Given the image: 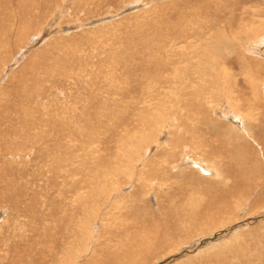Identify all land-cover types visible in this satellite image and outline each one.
Listing matches in <instances>:
<instances>
[{
	"label": "rangeland",
	"instance_id": "rangeland-1",
	"mask_svg": "<svg viewBox=\"0 0 264 264\" xmlns=\"http://www.w3.org/2000/svg\"><path fill=\"white\" fill-rule=\"evenodd\" d=\"M258 24L264 26V0H0V264H264V34L255 35ZM223 25L229 36L241 35L235 42L222 37L223 57L215 55L211 73L218 76L220 60L231 69L226 80L241 98L235 110L250 104L246 112L256 120L248 119L257 137L242 129L252 144L201 134L203 125L190 118L211 121L205 102L223 99H197L203 105L191 103V114L178 110L191 99L192 85L204 80L189 86L197 77L186 61L196 60L203 76L204 37ZM185 67L183 78L178 71ZM150 98L164 102L166 114L156 103L149 120ZM161 115L168 117L164 126ZM217 115L233 120L227 112ZM146 127L154 133L141 138ZM174 127L185 137L176 138V155L141 178L136 169L154 167L158 156H152L165 153L158 146L172 143ZM133 136L137 159L129 157L134 166L122 172L120 144ZM153 137L159 140L148 145ZM203 158L222 161L228 196L236 192L230 199L248 188V171L262 173L240 196L252 193L242 210L224 199L223 183L196 178L190 161ZM209 202L219 206L210 210Z\"/></svg>",
	"mask_w": 264,
	"mask_h": 264
},
{
	"label": "bare ground",
	"instance_id": "bare-ground-1",
	"mask_svg": "<svg viewBox=\"0 0 264 264\" xmlns=\"http://www.w3.org/2000/svg\"><path fill=\"white\" fill-rule=\"evenodd\" d=\"M259 1V0H258ZM243 20H245V19H243ZM242 20V21H243ZM230 22H232V20L230 21ZM229 26V25H228ZM241 26V25H240ZM226 27V26H225ZM224 27V25L222 26V27H220V29H219V31L217 32V31H211L208 35H210V36H208V35H206V36H208V37H204V41H205V45H204V51H203V53H205V55H203V76H200L199 75V71L197 70V68L195 67V65H196V60L193 62L192 60V58L190 57V59H189V61L187 60L186 61V63H188V64H190V63H193V65H191L190 66V70H191V72H190V76H193V77H197V79L196 80H193V81H191L190 82V84H189V86H191L194 82H196V81H199V80H203V82H198L196 85H192V89H191V93H190V91H189V93H190V95H191V99H189L188 101H186L187 102V104H186V107H183V109H181V106H178V110H182L184 113H186V112H189V111H191V110H193L194 112H196V109L195 108H193V107H197V106H199V109H200V105H203V104H201V102L200 101H198L197 99H200V100H203V99H205V98H209L210 100L212 99V100H215V101H219V100H221V99H223V100H221V101H223V102H228V103H216V102H214V104L213 103H210L211 101H208V102H205V103H207V105H209L210 107H212V111H213V113H214V115L217 117V118H215V116H213L214 118H212L211 119V121L210 120H208L206 117L204 118V116H203V118H200L201 116H198V115H191L190 116V118L191 119H196L197 120V125H199L198 127L200 128L201 127V125H203V131H202V133L201 134H204L205 133V135H213V136H215V138H217V137H219V138H222L223 140H224V142H225V140L226 139H232V138H234V139H236L238 142H239V146L241 145V144H243V145H245L247 142H249L248 140H247V138H245V136H244V133H246V130L248 129V131H247V133L249 132L251 135H252V137H253V135L254 136H256V134L254 133V126H256V125H254V124H252L251 122V120H249L248 121V119H252V120H255V119H253V116L252 115H250V113H248L247 114V112L246 111H248L249 109H251V105L250 104H248V106H247V108L244 110V112H245V114H243L244 112H242L241 111V109L240 110H235V101H237V108H239L238 107V104H239V101H240V99L241 98H239L238 97V95H232V93L234 92V90L233 89H231L232 87H234V86H232L231 87V84H229V80H226V78H227V74H228V72L231 70V69H227L226 67H225V64H224V62L223 61H221L220 60V64H221V67H222V69H221V67L219 68V70L221 69V71H220V73L218 74V76L216 77V76H212V73H211V71H213V69L215 70L216 68V66H215V61H216V58H215V55L216 54H219V56H218V58H220V56L222 55V57H223V42H222V37H227V36H229V34H226V28ZM232 27H234V25L232 26ZM238 27V26H237ZM242 27H244L243 26V23H242V26H241V30H243V28ZM257 27H258V29H257V31H256V33H255V35H258V37L260 36V35H263L264 34V26H262L261 24H258L257 25ZM238 29V28H237ZM215 32H217L218 34H219V36H215ZM240 35H241V31H235L234 33H233V35L232 36H229V37H231V38H233L234 39V42H235V40H239V38L238 37H240ZM264 36V35H263ZM35 37V36H34ZM39 37H40V35H39ZM228 39H230V38H226V40H228ZM35 40H36V38H35ZM256 40H259V39H256ZM247 43V42H246ZM246 43H245V45H246ZM36 44V43H35ZM203 44H204V42H203ZM234 44L233 43H228V46H230L231 48H232V46H233ZM245 45H242V47H244ZM263 46V45H262ZM261 46V47H262ZM236 47V46H235ZM241 47V46H240ZM227 48V47H226ZM237 48H239V47H237ZM257 48V47H256ZM259 48V47H258ZM257 48V49H258ZM257 49H256V51H257ZM226 50V49H225ZM228 50V49H227ZM230 50V49H229ZM233 50V49H232ZM262 50V49H261ZM27 51V50H26ZM231 51V50H230ZM252 51H254V50H252ZM251 51V52H252ZM229 52V51H228ZM258 52V54L260 53V51H257ZM263 52V51H262ZM221 53V54H220ZM257 54V55H258ZM264 54V53H263ZM232 55V54H231ZM255 55V54H254ZM256 55V56H257ZM264 56V55H263ZM228 58V57H227ZM256 58V57H255ZM182 60H183V58H182ZM255 60H257V59H255ZM176 62H181V60H180V57L176 60ZM206 62H208V67L206 68ZM231 62V61H230ZM258 62V61H257ZM227 63V62H226ZM260 63V62H259ZM259 65V64H258ZM230 66V65H229ZM9 67V66H8ZM262 67H261V65H260V70H262L261 69ZM187 71H188V69H187V67H185V68H183V69H180L178 72H179V74H181L180 76H182L183 74H186L187 73ZM177 72V73H178ZM259 72V71H258ZM175 75V74H174ZM174 75H172V76H174ZM176 76V75H175ZM260 76V75H259ZM183 78H184V75H183ZM245 78H247V77H245ZM252 78V77H251ZM257 78V77H256ZM249 79V78H248ZM248 79H246V80H248ZM181 80V79H180ZM249 82H250V80H248ZM261 81V80H260ZM260 81H258V82H260ZM151 82V81H150ZM175 82V81H174ZM248 82V83H249ZM183 84V83H182ZM250 84V83H249ZM252 84H254V83H252ZM259 84V83H258ZM261 84V83H260ZM264 84V83H263ZM235 85V84H234ZM245 86V85H244ZM249 86V85H248ZM251 86V85H250ZM254 86V85H253ZM150 88L152 87V86H149ZM198 87H202L203 89H204V91H202L201 93L202 94H196V88H198ZM238 87V86H237ZM258 87V86H257ZM191 88V87H190ZM240 88V87H239ZM259 88V87H258ZM263 88V87H262ZM155 89V88H154ZM212 89V90H211ZM207 90H210V92L209 91H207ZM214 90V91H213ZM155 91V90H154ZM216 91L218 92V93H216ZM251 91L253 92V94H254V96L256 97V100H258V98L260 97L259 96V94L261 93L258 89H256V88H254V89H251ZM264 91V90H263ZM237 93V92H236ZM156 94V93H155ZM154 95V94H153ZM207 95V96H206ZM261 96H263V95H261ZM264 97V96H263ZM207 98V99H208ZM206 99V100H207ZM235 99V100H234ZM205 100V101H206ZM239 100V101H238ZM147 101V105L145 106L148 110L150 109V111H152V113H150L151 115H150V118H149V120H151V119H153V117H154V112H153V108H156L155 106H153L154 104H156L157 103V108H156V111H158L159 110V108L162 110V111H165V114H166V108H165V103L163 102H159V100L156 98V99H152V98H150V99H147L146 100ZM154 101V102H153ZM194 101H198L199 103H200V105L197 103V102H194ZM221 101H219V102H221ZM153 102V103H152ZM185 102V101H184ZM152 103V104H151ZM161 103V104H160ZM191 103H194V106L192 107L191 106ZM183 104V103H182ZM227 104V105H226ZM176 107V106H175ZM227 108H228V110L230 109V111H232L231 113H229V111L227 110ZM173 109V108H172ZM175 109V108H174ZM177 109V108H176ZM169 110V109H168ZM201 110V109H200ZM208 110V109H207ZM210 110V109H209ZM161 111V112H162ZM172 111H174V110H172ZM206 111V110H205ZM223 112H227V114L233 119L232 121L231 120H228V118L226 119V117H221L220 115H217V114H221V113H223ZM160 113V112H159ZM158 113V114H159ZM172 113V112H171ZM190 113V112H189ZM237 113H241V114H243L244 116H243V120H241V118H238V117H236L237 116ZM164 114V113H163ZM176 114V113H175ZM178 114V113H177ZM191 114V113H190ZM203 114V113H202ZM160 115V114H159ZM257 115V114H256ZM161 116H163L164 117V115H161ZM174 116V115H173ZM194 116V117H193ZM208 116V115H207ZM240 116V115H239ZM159 117V116H158ZM181 117V116H180ZM255 117V116H254ZM237 118H238V124H237ZM167 119H168V117L166 116V117H164L163 118V121H162V123L161 124H163L164 122H166L167 121ZM171 119H172V116H171ZM176 120V119H175ZM183 120H184V118H183ZM188 120V119H187ZM236 120V121H235ZM169 121V120H168ZM256 121V120H255ZM234 122L236 123V124H234ZM175 123V122H174ZM177 123V122H176ZM196 123V122H195ZM146 124H149L148 122H147V120H146V123H144V125H146ZM165 124V123H164ZM164 124H163V126H164ZM169 124V123H168ZM181 126H183L181 123H179ZM184 124H186V122H185V120H184ZM190 124H192V122L190 123ZM159 125V124H158ZM209 125V126H208ZM163 126H161V127H163ZM167 126V125H166ZM258 126V125H257ZM243 127H245V128H243ZM164 129H165V127H163ZM167 128V127H166ZM170 128V127H169ZM174 128H176V127H174ZM183 128V127H182ZM160 129V127L158 126L157 127V129L155 130V131H157V130H159ZM181 128H179V127H177L175 130H176V132H175V134L176 135H173V137H175L173 140H172V143L170 144L169 142H168V144L170 145L169 147H168V144H166L167 146L165 147V146H158V148L161 150V151H163V152H165L164 154H162V156L161 155H153L152 156V159L154 158V157H156V156H158L156 159H158L157 161H155L156 159H153V161H155L154 162V167H153V164H150V165H148V168L146 169V170H143L146 166H147V164L146 163H143L142 164V167L140 168V169H136L138 172H140L141 173V178H143V177H146V176H148V175H150V173H156V171H157V169H159V168H161L162 167V165L161 166H159V164H160V159L162 158H168V156H172V155H176V153L177 152H175V150H174V148H176L177 146H178V142H179V139H176V138H179V137H184V136H182L181 135V130H180ZM242 129H246V130H242ZM145 130V129H144ZM162 130V129H161ZM168 130V129H167ZM170 132V131H169ZM153 133H154V130L151 132V129H147V127H146V130L145 131H142L140 134V136H141V138H143L145 135L146 136H151V135H153ZM172 133V132H171ZM187 133V132H186ZM185 133V134H186ZM169 134V133H168ZM188 134V133H187ZM246 135V134H245ZM168 136V135H167ZM200 136H203V135H200ZM199 136V137H200ZM189 137H191V135H189ZM257 137V136H256ZM185 138V137H184ZM248 138H251V137H248ZM153 140H146L145 142L146 143H148V145H151L152 143H154V142H156L157 141V139L159 140V137H153L152 138ZM218 139V138H217ZM252 139V138H251ZM145 139H142V140H139V143H140V141H144ZM206 140V139H205ZM136 141H137V139H135L134 138V136L133 137H131V138H129L126 142H123V143H121L120 144V151H121V155L119 156V162H121L122 163V161L124 162L125 161V163H126V167H123V168H126V169H122V167H121V171L122 172H124V170H128V169H130V167L132 166H134L133 164L131 165L130 164V166H128L127 165V163L128 162H130L129 161V157H133V155H135V158H136V156H137V148H138V145H137V143H136ZM161 141H162V139H161ZM170 141V140H169ZM254 141V140H253ZM256 141V140H255ZM208 142V141H207ZM204 143H206V142H204ZM230 143V142H229ZM250 143V142H249ZM160 144V143H159ZM165 144V143H164ZM250 144H252V143H250ZM206 145V144H205ZM209 145L211 146V144L209 143ZM236 145V144H235ZM180 146V145H179ZM207 146H208V143H207ZM259 146V145H258ZM205 147V146H204ZM224 147H225V145H224ZM224 147H222V148H224ZM163 148V149H162ZM189 149V148H188ZM187 149V150H188ZM243 149H245V148H243ZM247 149V148H246ZM199 150V149H198ZM240 149H238L237 151H239ZM203 151V150H202ZM242 152L241 151H239V153H238V155H240ZM246 153H248V152H245V154ZM243 154L242 155V157H241V160L244 162V163H247V160H248V155L246 154ZM198 157V156H197ZM240 157V156H239ZM210 158V157H209ZM219 158V157H218ZM137 159V158H136ZM170 159V158H169ZM204 159V158H203ZM135 159H133V161H134ZM163 160H166V159H163ZM171 160V159H170ZM196 160H197V158H196ZM204 160H206L205 162L204 161H190V166L192 167V168H195V169H197L198 171H199V173L198 172H196V174H195V176H196V178H198V179H201V180H207V179H216V180H214V181H216L217 183H223L224 184V191H226V193L224 194L225 195V198L224 199H230V198H228L229 196H231V195H233V194H235L236 192H233L231 195H229L228 196V192L230 191V190H232V189H230V186H228V188L226 189V187H227V185H226V182H225V180L226 179H228L229 177L226 175V172L223 170L222 171V169L224 168V167H222V164H220L219 162H217V161H219V160H215V159H208V158H206V159H204ZM175 162H177L176 160H175ZM188 162V161H187ZM184 163V162H183ZM189 163V162H188ZM244 163L242 164V166H243V169L245 168V166H244ZM259 163V162H258ZM182 164V163H181ZM185 164V163H184ZM168 165V164H167ZM258 165V164H257ZM188 166V165H187ZM250 166V165H249ZM176 167V166H175ZM178 167V166H177ZM182 168L183 167H179V168H177V170H182ZM190 169V168H189ZM184 170V169H183ZM191 170V169H190ZM259 170V169H258ZM121 171H119L118 170V173L116 172V174L114 175V177H113V182H115V183H117L118 182V176H119V174L120 173H122ZM132 171H133V169H132ZM191 171H193V170H191ZM247 171V170H246ZM244 172L246 175L248 174L247 172ZM129 172V171H128ZM131 172V171H130ZM134 172V171H133ZM249 173H250V175H252V179H249V176L247 175L245 178H243L242 180H246V179H249L248 181H246V185H248V188H243L242 190H240V191H238V193L235 195V197H234V199H230V201L231 202H233V204H234V206L238 209V210H242L243 209V205H245V203H246V200H248V198H250V196H251V194H250V196L248 197V198H246V199H241V197L240 196H242L243 197V195H244V193H246L250 188H251V186H253V187H255L254 185H256L258 182H259V179L261 178V174L262 173H260V172H257L256 174H254V172L253 171H248ZM131 174V173H130ZM137 173H135V175H136ZM194 174V173H193ZM121 176V175H120ZM123 176V175H122ZM125 176V175H124ZM131 176H134V175H131ZM130 176V177H131ZM172 176V175H171ZM169 177H170V175H169ZM126 178V177H125ZM175 178L177 179V180H179L180 179V176L178 175V174H176L175 175ZM138 179V178H137ZM175 179V180H176ZM129 181H130V179H128ZM132 180V179H131ZM143 181H145V182H147L146 181V178H144V179H142ZM176 180V181H177ZM244 180V181H245ZM140 181V180H139ZM138 181V182H139ZM213 181V182H214ZM239 181H241V180H239ZM261 181V180H260ZM142 182V181H141ZM181 182V181H180ZM205 182V181H204ZM229 182V181H228ZM157 184V183H156ZM236 186H237V182H236ZM119 187H117L116 188V191H119V190H117ZM122 188H123V185H122ZM130 188V187H129ZM234 188V187H233ZM221 190V189H220ZM254 190V189H253ZM252 190V191H253ZM261 190V189H260ZM124 191V190H123ZM259 196L258 195H256L255 196V199L253 200V202L258 198ZM244 198V197H243ZM224 199H222V200H224ZM241 199V200H240ZM225 203L227 204V201H225ZM219 205H214V202H209L208 204H207V207H208V209H210V210H214V208H217ZM240 208V209H239ZM236 209V210H237ZM222 211V210H221ZM237 220V219H236ZM235 220V221H236ZM227 221H229V220H227ZM234 222V221H233ZM220 224H222V223H220ZM216 226V225H215ZM218 226V225H217ZM91 228H92V226H90L89 227V229H88V234H90V235H92V231H91ZM219 228H222V227H218V229ZM206 229V228H205ZM92 236H90V238H91ZM199 238V237H198ZM213 238V237H212ZM88 239V238H87ZM211 239V238H210ZM92 240V239H91ZM90 240V241H91ZM202 240H206V239H202ZM213 240V239H212ZM87 241V240H86ZM89 241V240H88ZM205 245V244H204ZM174 255V254H173ZM74 264V263H73Z\"/></svg>",
	"mask_w": 264,
	"mask_h": 264
}]
</instances>
